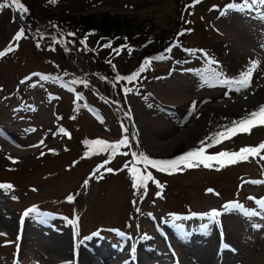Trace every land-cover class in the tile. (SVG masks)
<instances>
[{
  "label": "rangeland",
  "instance_id": "374dc122",
  "mask_svg": "<svg viewBox=\"0 0 264 264\" xmlns=\"http://www.w3.org/2000/svg\"><path fill=\"white\" fill-rule=\"evenodd\" d=\"M20 3L28 10L23 19L15 7L0 9V53H4L0 56V185L12 186L0 188V221L12 220L16 229L0 231V264H9L12 257L15 260L17 251L20 264H51L48 243L34 241L35 236L43 235L33 232L32 226L40 220L37 213L53 228L56 236L51 235L52 241L63 243L64 248L70 245L73 260L63 256L56 259L60 264H77L75 254L79 251L93 258L91 249L99 254L103 250L104 257L96 258H103V264H124L122 260L134 257L133 247L136 258L130 264H264V211L259 207L264 201V183H251L264 181V160L260 159L264 150L220 170L215 165L210 169L200 166L167 174L149 166L153 181L147 183L146 190L133 187L128 171L133 166L132 151L152 159L178 158V153L192 150L196 144L199 148L202 141L209 144L218 129L232 127L234 121L248 119L264 106V5L249 2L245 6V0ZM162 6L165 9L161 10ZM63 11L89 16L93 23L108 13L112 24L147 28L150 37L136 38L132 49L139 57L142 46L152 43L154 49L143 59V64L146 59L151 63L134 81H115L118 83L110 91L119 96L113 97L112 104L95 100L96 90L88 88L87 78L82 79L80 73L82 69L102 70L97 69L94 53L109 55L114 69L122 71L123 56L113 54L115 45L110 48L91 38L82 43L67 34V26L61 27L59 35L66 34L65 47L57 46V50L65 54L58 60L72 70L73 80L80 81L73 86L66 82L67 76L42 60L46 54L33 50L34 32L41 38L46 31L39 27L50 25L48 20ZM21 29L25 34L17 41ZM253 62L256 67L243 90H236L234 84L221 85L213 78L214 73L222 74L220 79L238 78ZM136 63L128 62L134 72L123 69L121 74L137 73ZM42 76L49 79L42 80ZM88 81L94 83L91 78ZM126 89L131 91L126 93ZM192 123L186 149L169 156L163 149L155 153L153 145L170 141ZM122 125L129 129V136L138 133L130 139V148L121 149L128 155L118 154L105 165L114 169L113 173L105 168L96 172L109 154L97 152L98 146L90 142L116 143L122 138ZM263 140L264 125L257 123L247 133L222 139L206 154L239 152ZM136 167L143 169L141 164ZM85 180L89 181L87 187ZM233 203L257 215L226 210L225 205ZM33 208L36 213L23 216ZM213 210L222 213L218 224L206 218ZM189 234L196 237V244L180 246L179 241L185 245ZM205 241L206 245L202 244ZM11 242L9 248L2 247V243ZM219 245L226 250L216 259L212 251Z\"/></svg>",
  "mask_w": 264,
  "mask_h": 264
},
{
  "label": "snow or ice",
  "instance_id": "6c2138e0",
  "mask_svg": "<svg viewBox=\"0 0 264 264\" xmlns=\"http://www.w3.org/2000/svg\"><path fill=\"white\" fill-rule=\"evenodd\" d=\"M200 0H196V3H199ZM259 3L264 5V0H245V6H247V3ZM7 7H15L17 11L21 14L20 18H24V14L27 13V8L20 3V0H4L3 3H0V9L7 8ZM25 34L24 29H21L19 33L16 36V40L19 41L21 37H23ZM73 35V34H69ZM83 43V42H82ZM171 49H169L170 51ZM11 51V49H9ZM117 51H119L117 49ZM189 51L192 55H195L196 53L192 50H186ZM4 53H0V56H3ZM204 57L207 58V53H203ZM164 57H160V59H163ZM151 63V59H146L144 61V64L141 66V68L138 70L137 73H134L132 76L129 77H120L117 76L116 80H127L128 82L134 81L140 73L145 71V66ZM209 63H215L214 61H209ZM256 67V63L253 62L252 66L249 67L246 71L241 72L238 78H232V79H220V76L222 74L220 73H214L213 78L216 79L221 85H236V90H243L249 86L250 83V77L253 72V70ZM42 80L49 79L48 77L42 76ZM73 84L80 83V81H72ZM131 89H126L125 92H129ZM77 99H80V97H77ZM192 110H195V102L193 103ZM127 118L131 120V116L129 114H126ZM264 125V106H262L259 111H254L250 113V118L248 119H242L239 122H233L232 127L226 128L224 132L216 134L215 137L210 138L212 140L211 144H207L205 141L201 142V146L196 149L187 152L185 155L180 156L175 159H152L145 155L144 153H137L133 151L131 153L132 157V164L133 166L131 168H128V165L125 164L124 167L128 168L129 174L133 181V187L137 190L144 189L146 190L147 183L149 181H153L152 173L148 171L149 166L153 169H156L157 171L161 173H167L172 174L175 172H182L184 169H190V168H197L200 166H203L205 169H210L214 167L213 162H215L216 170H220L223 167L234 165L241 161H247L250 157H256L259 155V153L264 150V143H261L258 147H244L239 152H228V151H221L218 154L215 155H208L206 154L207 148L212 147L214 145L220 144L222 142V139H230L232 136L236 135L238 132H249L250 129L257 125ZM134 127V126H133ZM122 128V138L119 139L116 143H109L104 140H94L91 141L90 144L94 146H98L96 148L97 152H104L108 153V160L105 161V164L109 163L113 158H115L118 154L127 156L128 152H121V149L123 148H130V139H135L138 133L133 132L131 133V136H129V129L127 127L121 126ZM34 131V130H33ZM64 130L61 129V132ZM43 144V140L40 142ZM43 155V153H42ZM261 160H264V156H260ZM142 164L144 167L143 169H140L136 167V165ZM100 168H105V172L107 173H113L115 170L110 167H105V165H101L96 169V172L100 171ZM95 175V173H93ZM102 178V174H101ZM91 179V177L89 178ZM88 180L84 181V186L87 187ZM158 187L162 188V185L159 184L158 181H155ZM251 183H264V181H251ZM11 188V185H0V188ZM209 191H212L211 189ZM73 197L70 195L68 197L69 201H72ZM251 199V198H250ZM259 207L261 211H264V201L259 202ZM226 210L231 208L233 210H239L243 212L245 215H252L255 216L257 213L255 212H247L242 205L239 203H233L231 205H225ZM139 211V209H137ZM31 213H36V209H28L23 214L24 217H28ZM37 215L40 217V222L44 223L46 222V219L43 217L42 214L37 213ZM222 215L221 212L217 210H213L206 214V218L208 221L212 223H219L218 218ZM202 219L204 217H201ZM178 219V218H177ZM70 223H72L70 221ZM21 224H23V220H21ZM202 227H207L206 225ZM136 251L135 247L132 248V253L134 254Z\"/></svg>",
  "mask_w": 264,
  "mask_h": 264
},
{
  "label": "trees",
  "instance_id": "16d2710c",
  "mask_svg": "<svg viewBox=\"0 0 264 264\" xmlns=\"http://www.w3.org/2000/svg\"><path fill=\"white\" fill-rule=\"evenodd\" d=\"M74 15L75 14L72 13V11H63L59 16H57V18H50V20H48V22H51L50 25L48 23L45 26L39 27L41 29H45L44 31L46 32H44L41 35V38H40V34L36 35V33L34 32L33 34L34 39L32 40L33 50L36 53H38V55L39 53L44 55L46 54L45 57L42 56L43 57L42 60L45 61L47 64L51 65L58 72H60L59 75L67 76L66 82H68V84L70 85L73 84L72 81H74L73 80L74 74L70 68L61 65L60 64L61 62L58 60L59 58H62L63 55L65 54L63 51L57 50V46H59L61 49L65 47L66 34L65 35L63 34L62 36L59 35L60 33H62L61 27L67 26V30H68L67 34H73L70 36L76 39L83 40V43H85L88 38H91L97 42L102 41L103 43L106 44L107 47L110 48H113L112 46L115 45L114 50H112V52H114L113 54H122L123 56V62L120 64L122 71L124 69L134 72L129 68L128 62L130 64L132 61H136L137 63L134 64L135 65L134 70L138 72L139 70L138 67L140 65L142 66L143 64L144 56L149 55L150 52L154 49L152 43H147V45L144 44L141 48L140 51L141 55L139 57L135 56L136 55L135 49H132V45L134 44V41H136V38H139L141 36L150 37L147 28L133 27L132 25H129L127 23L112 24V22L110 21L111 20L110 14L108 13L101 14V19L98 20L96 23H93L92 21L93 19H91V17L89 16L83 17V16H76V15L74 16ZM154 42H158V41H154ZM117 49L119 51H117ZM92 56H94L95 64L98 65L99 67L97 69H102V70L100 72H97L99 74L96 75L97 73H94V71L88 72L82 69L80 73V77L84 80L87 78L86 85L88 86V88L90 87L96 90L93 91L98 96V98H95V100H97L100 103H102L103 101L105 103L110 101L108 103L112 104L113 97L119 95L116 93V91H110V88L114 89L116 83H118L115 82V81H119L116 80L117 76L120 75L124 76L125 74L124 73L121 74L122 71H117L114 69L112 63L110 62L109 55L100 56L97 53H94L92 54ZM132 75L133 74L125 75V76L129 77ZM90 78L91 80L94 81V83L88 81ZM76 94L81 95L80 93H76ZM74 101H76V99ZM230 127L231 126L225 127L223 129L221 128L218 129L215 133H213V135L210 138L215 137L217 133L224 132L226 128H230ZM210 141L211 139H209V142ZM211 143L212 141L209 144ZM259 145H257L256 147H258ZM213 147L214 146L209 147L207 149L211 151ZM196 149H198L197 144L194 147H192V150H196ZM192 150H187L182 153H178V155H176L175 157L183 156L187 152ZM213 164L215 165V163ZM141 167L143 168L144 166L141 164Z\"/></svg>",
  "mask_w": 264,
  "mask_h": 264
},
{
  "label": "bare ground",
  "instance_id": "6f19581e",
  "mask_svg": "<svg viewBox=\"0 0 264 264\" xmlns=\"http://www.w3.org/2000/svg\"><path fill=\"white\" fill-rule=\"evenodd\" d=\"M164 6L161 7V10H163ZM15 16L20 20L17 13H15ZM194 125L195 124L192 123V125L187 126L184 131L180 132L175 138L171 139L170 141H168L166 143H157L156 145H153L152 148L155 149V151H156L155 153H158L159 151H161L163 149L164 152H162V153L165 154V156H169L171 153L176 152L179 149H186L188 147V143L190 141V139L187 137V135L192 133V131L194 129ZM16 155L18 156V154H16ZM14 229H15V224L13 223L12 220L0 221V231L6 230L7 232H12ZM3 232H5V231H3ZM41 232L43 233V235L37 236V238L41 241H45L46 243H48V245H49L48 247H50V257L48 258V261H55L56 259H59L60 257H63V256L70 257L73 260L74 254L73 255L71 254L70 245H69V247L67 246L64 248L62 246L63 243L60 242L61 244H59V242H56V240L52 241L51 235L53 233L50 230L42 229ZM218 233L221 236L223 234L222 230H219ZM207 245H209V244H207ZM216 249H217V247H216ZM221 251L224 253L223 249H221L219 251V253ZM212 253H215L216 259L219 258V256H220L219 253H217L216 251H212ZM91 254H92L93 258L88 257L84 253V251L76 252L75 259L77 261V264H82V263L83 264L84 263L85 264H93L92 260H94V259L97 261V264H103L104 263L103 258L101 260L96 259L100 256L97 252L93 251ZM135 258H136V254L134 253V257L128 256L127 259L123 260V263L130 264V263H132V261ZM209 258L211 259V257H209Z\"/></svg>",
  "mask_w": 264,
  "mask_h": 264
},
{
  "label": "water",
  "instance_id": "95a60500",
  "mask_svg": "<svg viewBox=\"0 0 264 264\" xmlns=\"http://www.w3.org/2000/svg\"><path fill=\"white\" fill-rule=\"evenodd\" d=\"M17 13V12H16Z\"/></svg>",
  "mask_w": 264,
  "mask_h": 264
}]
</instances>
